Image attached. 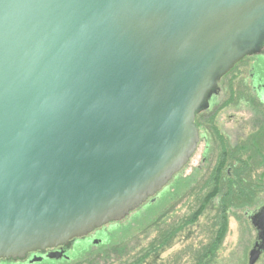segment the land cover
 Returning a JSON list of instances; mask_svg holds the SVG:
<instances>
[{"label": "water", "instance_id": "1", "mask_svg": "<svg viewBox=\"0 0 264 264\" xmlns=\"http://www.w3.org/2000/svg\"><path fill=\"white\" fill-rule=\"evenodd\" d=\"M263 41L264 0H0V259L68 246L157 195L218 80ZM252 224L248 264L264 205Z\"/></svg>", "mask_w": 264, "mask_h": 264}, {"label": "rangeland", "instance_id": "2", "mask_svg": "<svg viewBox=\"0 0 264 264\" xmlns=\"http://www.w3.org/2000/svg\"><path fill=\"white\" fill-rule=\"evenodd\" d=\"M257 71L264 75V57ZM241 79L242 75H235L223 82L226 86L231 83L230 93L222 92L225 104L215 122L219 133H230V143H236L237 135H246L245 165L240 166L245 181L221 191L214 179L218 169L220 176L226 174L225 167H219L224 149L221 138L211 137L210 163L193 176L186 173L187 177L176 179L165 204L158 200L130 215L101 234L102 242L68 251L69 260L50 258L52 261L36 263L248 264L257 231L247 214L264 205V137L257 135L264 108ZM255 142L258 147L252 145ZM198 162L196 159L195 166ZM209 193L214 197L210 201L206 200ZM256 264H264V252Z\"/></svg>", "mask_w": 264, "mask_h": 264}, {"label": "flooded vegetation", "instance_id": "3", "mask_svg": "<svg viewBox=\"0 0 264 264\" xmlns=\"http://www.w3.org/2000/svg\"><path fill=\"white\" fill-rule=\"evenodd\" d=\"M264 57V41L261 44V52L253 55H248L244 57L242 60H240L226 75H224L222 78L218 80V89L217 92L214 93L209 99H208V107L201 110L196 115V126L199 131V141L197 144V148L195 152L193 153L192 157L188 161V163L183 167V169L177 173L173 179L165 186L163 189L154 197L148 199L143 205H141L138 209L131 212L130 215L136 214L140 212L142 209L146 208L149 205L154 204L156 201H160V204L163 205L165 202L166 197H169L172 192L174 191V186L171 187L172 183L178 179L179 177L185 175L193 176L195 175V172L199 169H203L205 164L210 163L212 158H210L211 149H210V143L209 139L211 137L214 138H221L222 139V147L224 149V153L222 155V159L218 161V165L221 168L222 166L225 167L226 174L224 177L220 176L218 171L221 169H218L216 173V179H214L219 185H221V191L225 190V188H228L237 186L242 181H245L243 178V170L240 168V166L245 165V158L242 156L243 150L245 149V136L243 137V134H239L236 137V143H230L229 141V134L224 135L223 133H219L218 127L219 125L215 122L217 113L224 107L225 101L222 99V92H229L228 87L231 86V83L226 86L223 82L229 78L233 77L235 75H242V81L245 82V85L254 93V97L256 100H258L262 107L264 108V75L261 72L257 71V65L259 61ZM227 103V102H226ZM259 127L257 129H260L258 132V137L261 136L264 137V117L261 118V120L258 121ZM261 133V134H260ZM221 136V137H220ZM241 141V142H240ZM253 145V144H252ZM254 146V145H253ZM197 159V166H195V160ZM195 166V167H194ZM191 170L190 172H188ZM186 173H188L186 175ZM222 175V174H221ZM196 181V180H195ZM225 192V191H223ZM224 196V195H223ZM214 199L213 193H209L206 196V200H212ZM263 206V205H262ZM260 206L258 209H256L254 212H249L247 214V217L250 220V223L252 224V216L262 207ZM129 215V216H130ZM123 221V220H122ZM121 223L119 222H112L108 225L102 226L101 228L93 230L88 235L74 239L70 242L68 246H58L55 248H48L44 251H37V252H31L27 254V256L22 260H12V259H0V264H14V263H21V264H37L36 262L32 261L34 258H41V262L45 261H52V259L49 258L50 254L57 253L60 257L59 260H69L70 257L68 256V251L76 249L77 246H81L83 244L88 243H95V242H102L103 239H101V234L108 231L109 228L113 226H117ZM253 225V224H252ZM257 231V238H258V230ZM257 238L254 242V244L257 242ZM254 246V245H253ZM58 259V258H57Z\"/></svg>", "mask_w": 264, "mask_h": 264}, {"label": "trees", "instance_id": "4", "mask_svg": "<svg viewBox=\"0 0 264 264\" xmlns=\"http://www.w3.org/2000/svg\"><path fill=\"white\" fill-rule=\"evenodd\" d=\"M253 145H254L255 147H258V146H259V144H258V143L256 144V142L253 143Z\"/></svg>", "mask_w": 264, "mask_h": 264}]
</instances>
